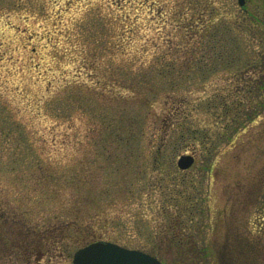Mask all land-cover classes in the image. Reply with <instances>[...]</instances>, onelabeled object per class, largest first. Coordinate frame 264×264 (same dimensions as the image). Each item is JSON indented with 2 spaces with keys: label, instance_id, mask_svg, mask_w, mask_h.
<instances>
[{
  "label": "rangeland",
  "instance_id": "rangeland-1",
  "mask_svg": "<svg viewBox=\"0 0 264 264\" xmlns=\"http://www.w3.org/2000/svg\"><path fill=\"white\" fill-rule=\"evenodd\" d=\"M224 23L243 39L234 63L203 54ZM263 83L264 0H0V264H72L96 240L264 264V104L248 103ZM222 96L238 113L209 106ZM180 107L209 139L155 166ZM20 221L41 252L7 230Z\"/></svg>",
  "mask_w": 264,
  "mask_h": 264
},
{
  "label": "trees",
  "instance_id": "trees-1",
  "mask_svg": "<svg viewBox=\"0 0 264 264\" xmlns=\"http://www.w3.org/2000/svg\"><path fill=\"white\" fill-rule=\"evenodd\" d=\"M204 36H207L208 41L213 40L214 43L211 41L209 44L207 43L205 47H203L205 50L203 51V54H212L215 55L216 58H213L212 60H221V61H226V62H235V58H227L226 56H228L229 54H241L244 50V47H242V41L243 39L240 38V36L238 35V30H236L234 28V26L229 25L224 23L222 28L217 27H213L210 28L207 31H205ZM238 35V36H237ZM237 36V37H236ZM215 45H219L220 47L218 49H215ZM201 46V45H200ZM208 48L210 49V52L208 51ZM220 49V50H219ZM194 52V51H193ZM232 60V61H231ZM203 62L201 59H196V62ZM262 85V84H261ZM264 85V83H263ZM262 85V86H263ZM254 92L253 98H248V103L250 104V106H252V103L254 101H259V103L261 105L264 104V94L263 92L259 91H252ZM233 100V99H232ZM231 101L229 102L227 98H225L224 96L220 97L219 99H217V101L214 103L212 102L211 104H209V106L211 107H215L216 105L219 106L222 111L226 114L232 113L233 109L235 112L238 113L239 106L242 104H239V101L234 104L231 105ZM244 105V104H243ZM165 115L163 117V120L165 121V124L169 126H171V132L169 133L168 131V135L165 136V138L161 141V144L156 148V156L154 158L153 164L155 166H158L161 163V159L165 149L167 148L168 145H170L171 143H173V141L177 140L178 142H180V144L177 145L174 143L172 145V152H177V150L179 149V147L182 149V151H186L188 149L191 148V146L195 145V143H200V144H205L206 141H208L209 139V132L205 129H198V128H192L189 126V124L186 121L187 118V113L184 111L183 108H172L171 110H166L164 111ZM2 128H6L5 126H3ZM2 131L4 132V129H2ZM172 133L174 134L172 136V138L170 139V135H172ZM166 139V140H165ZM167 141V142H166ZM182 195V193H181ZM166 200L168 199L167 196ZM175 202L176 199H175ZM178 203V202H177ZM163 211L165 212V214H167L168 212L165 211V207H163ZM173 219V218H172ZM180 222V221H179ZM178 222V223H179ZM6 225L8 226V231L11 232L13 234V229H15V235H16V239L20 238L22 239V242L24 243V245L27 244L28 248H33L36 249L35 251L37 252H41V249H43L44 247V241L42 239V229H39L38 232L34 231L35 227H29L26 225V227L24 226V223L22 221H20L21 226L17 227V229L13 226V223L11 222H5ZM1 225V222H0ZM45 232V230H44ZM33 233V234H31ZM34 235L35 238L32 239L31 236ZM0 238L4 241H6L7 236L5 237L4 232L0 231ZM13 237H10V243L12 242ZM33 246V247H32Z\"/></svg>",
  "mask_w": 264,
  "mask_h": 264
},
{
  "label": "water",
  "instance_id": "water-1",
  "mask_svg": "<svg viewBox=\"0 0 264 264\" xmlns=\"http://www.w3.org/2000/svg\"><path fill=\"white\" fill-rule=\"evenodd\" d=\"M245 0H237L243 5ZM194 161L192 154H181L176 164L188 168ZM73 264H162L159 259L138 249L127 248L111 241L96 240L73 253Z\"/></svg>",
  "mask_w": 264,
  "mask_h": 264
}]
</instances>
